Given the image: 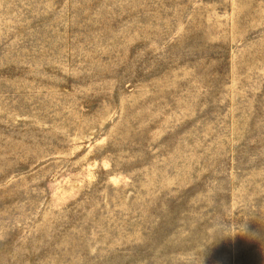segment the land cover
I'll list each match as a JSON object with an SVG mask.
<instances>
[{"label": "rangeland", "instance_id": "obj_1", "mask_svg": "<svg viewBox=\"0 0 264 264\" xmlns=\"http://www.w3.org/2000/svg\"><path fill=\"white\" fill-rule=\"evenodd\" d=\"M0 264H264V0H0Z\"/></svg>", "mask_w": 264, "mask_h": 264}]
</instances>
